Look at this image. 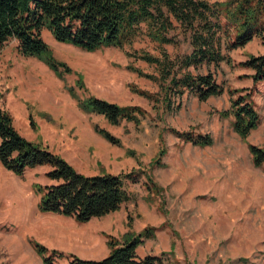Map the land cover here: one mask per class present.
<instances>
[{
  "label": "rangeland",
  "instance_id": "1",
  "mask_svg": "<svg viewBox=\"0 0 264 264\" xmlns=\"http://www.w3.org/2000/svg\"><path fill=\"white\" fill-rule=\"evenodd\" d=\"M164 14L172 24L165 35L173 43L151 40L142 23L140 34L131 44L85 51L56 41L42 29L41 38L52 55L70 68L63 78L39 59L22 56L17 41L7 39L0 44V108L9 112L22 136L47 146L79 172H130L136 177L125 180L130 198L118 210L93 220L107 227L101 232L104 238L111 235L120 239L128 230V221L134 232L154 228V236L138 246L140 255H159L172 247V257L166 264H264V171L262 166L254 165L248 150L249 144L264 149V82L254 83L245 76L251 70L236 64L250 54L259 55L264 46L254 38L241 48L227 50L220 37L219 53L228 56L230 63L203 61L181 68L193 48L192 34L180 27L168 11ZM133 51L159 58L165 52L167 68L176 79L180 80L183 73H211L224 91L199 101L194 93L178 86L171 91L170 109L165 111L161 105L152 109V102L136 94L132 86L157 93L160 68L126 55ZM128 64L155 79L139 76L126 68ZM79 79L82 88H78ZM68 86H73L81 99L96 96L118 105L140 106L146 113L137 122L110 124L100 114L80 110ZM235 88L251 91L250 100L260 116L258 126L244 139L233 131L232 116L221 115L230 108L228 90ZM95 125L108 130L120 144L101 137ZM174 130L194 136L207 134L212 143L193 144L178 137ZM47 168L39 166L16 176L0 164V197L27 194L37 198L31 184H49L44 176ZM48 249L63 254L54 258L53 264H67L69 255H75ZM34 256L37 264H42L40 257ZM19 257L12 250H0V264H20ZM241 257L247 262L238 261ZM22 264L32 262L27 258Z\"/></svg>",
  "mask_w": 264,
  "mask_h": 264
},
{
  "label": "trees",
  "instance_id": "2",
  "mask_svg": "<svg viewBox=\"0 0 264 264\" xmlns=\"http://www.w3.org/2000/svg\"><path fill=\"white\" fill-rule=\"evenodd\" d=\"M168 11L180 27L190 31L193 48L182 62L181 68L200 63L231 59L219 53L220 37L225 48H241L254 38L264 46V0H0V44L9 38L17 41L18 52L22 56L35 57L42 61L58 77L63 78L70 68L55 59L50 48L41 38V30L46 29L52 37L61 43L70 44L85 51H95L103 47H122L131 44L140 34L141 24L146 26V35L160 44L173 43L165 32L172 24L165 16ZM163 58L145 51L127 52L128 57H137L160 68L159 91L150 93L132 86V90L152 102V109L161 107L166 111L173 102L171 91L183 86L194 93L199 101L209 96L220 95L224 88L218 84L211 73L191 76L183 73L180 80L170 73L166 64L167 54ZM237 66L251 70L249 76L254 83L264 82V54H250ZM126 68L139 76L155 79L151 74L128 64ZM82 88L81 79L77 81ZM68 93L76 99L80 110L102 115L110 124L121 121H139L146 113L137 105H118L114 102L88 96L79 98L73 86L67 87ZM246 91L244 94L241 92ZM183 91H179V94ZM230 108L221 112L222 116H232L231 126L239 137L244 139L255 129L260 116L250 100L251 91L229 89ZM235 95V96H234ZM180 105L177 104L176 108ZM94 130L109 143L119 145L117 137L105 128L94 126ZM178 137L197 145H210L209 135L196 136L173 131ZM249 153L253 163L262 166L264 171V149L249 144ZM158 162V161H157ZM0 164L16 176H22L26 170L38 166H47L44 176L49 184L34 182L31 184L37 196L39 212L56 213L72 217L78 223H84L94 217H101L119 209L127 201L129 193L125 180H135L129 173L111 174L100 172L86 175L76 170L66 159L41 143L33 142L22 136L14 127L8 111L0 108ZM120 239L106 235L108 254L97 260L82 259L69 255L67 264H166L172 257V247L168 252L157 255H145L139 258L136 249L146 239L152 238L153 227L140 232L130 230L131 222ZM29 243L40 257L42 264H53L56 257L63 256L55 250H49L39 242L29 239ZM247 262L241 257L238 261Z\"/></svg>",
  "mask_w": 264,
  "mask_h": 264
},
{
  "label": "crops",
  "instance_id": "3",
  "mask_svg": "<svg viewBox=\"0 0 264 264\" xmlns=\"http://www.w3.org/2000/svg\"><path fill=\"white\" fill-rule=\"evenodd\" d=\"M260 54H264V48ZM26 195L0 197V250H12L16 255H20V264L27 258L32 264L36 262L33 254H37L29 245V238L50 249H61L82 259L97 260L108 254L106 238L101 234L107 227L92 223L99 217L79 224L71 217L39 212L36 207L37 198ZM136 254L139 258L145 256L140 255L137 249ZM13 257L15 258L14 254Z\"/></svg>",
  "mask_w": 264,
  "mask_h": 264
}]
</instances>
